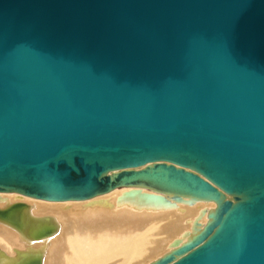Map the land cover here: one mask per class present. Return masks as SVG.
I'll return each mask as SVG.
<instances>
[{"label":"water","instance_id":"1","mask_svg":"<svg viewBox=\"0 0 264 264\" xmlns=\"http://www.w3.org/2000/svg\"><path fill=\"white\" fill-rule=\"evenodd\" d=\"M131 187L216 204L148 264H264V0H0V193Z\"/></svg>","mask_w":264,"mask_h":264},{"label":"bare ground","instance_id":"2","mask_svg":"<svg viewBox=\"0 0 264 264\" xmlns=\"http://www.w3.org/2000/svg\"><path fill=\"white\" fill-rule=\"evenodd\" d=\"M135 188H118L88 200L57 201L72 206L51 216L48 223L38 222L36 217L32 218L27 212L21 215L22 229H17L11 223L0 219V264H18L25 257L38 254L42 257V264H107L113 260L124 264H148L170 251L169 249L163 253L172 239L189 234L191 228H197L198 222L202 223L203 228L208 221V212L216 207L214 202H175L171 196L159 193L162 200L150 199V202L165 203L169 200L175 202L174 205L178 208L162 212L160 210L159 214L156 212L155 215H149L148 212L139 213L133 208L119 210L102 207L105 200L120 197L123 192H134ZM138 189L154 192L144 187ZM32 199L16 193H0V208L20 200ZM27 202L33 203L31 205L40 212L46 211L50 205H55L46 200ZM203 210L207 214H202ZM50 226L56 228L54 235L41 239L35 237L38 230ZM29 248L34 252L29 253Z\"/></svg>","mask_w":264,"mask_h":264},{"label":"rangeland","instance_id":"3","mask_svg":"<svg viewBox=\"0 0 264 264\" xmlns=\"http://www.w3.org/2000/svg\"><path fill=\"white\" fill-rule=\"evenodd\" d=\"M140 190H141V192H140ZM129 191H132V190H129ZM143 192H145V191H143L142 189H138V188H135V190H134V192H128V193H124L123 192V194L120 196V197H114V198H111V199H107V200H105V202H103L104 204H102V207L103 208H112V209H114V208H116V209H119V210H132V208L135 210V211H137V212H139V213H143V214H146V212H148L147 214H149V215H155L156 214V212H157V214H159V213H161L162 212V210L164 211V210H168V209H170V210H175V209H177L178 207L177 206H175L174 205V203L175 202H173V201H169V200H166L165 201V203H163L162 201L161 202H154V203H152V202H150V199L151 198H149V197H147V196H145L146 194H152V193H155V192H145V193H143ZM110 193V192H109ZM131 193H135L134 195H132ZM108 194V193H107ZM140 194V195H139ZM104 195H106V194H104ZM138 195V196H137ZM99 196H101V195H99ZM129 197V198H128ZM117 198V199H116ZM147 198H149V200L147 201ZM128 199V200H127ZM139 199V200H138ZM141 199V200H140ZM145 199V200H144ZM35 200H42V199H36V198H33L32 200H27V201H32V202H35ZM110 200V201H109ZM111 200H112V203H111ZM114 200H116L115 202H114ZM27 201H22V200H20V201H18V202H16V203H25L27 206H26V208L23 210V212H22V214L21 215H25L27 212H29L30 213V215H31V217L32 218H34V217H36L37 219H38V222H41V223H48L50 220H51V216H55L57 213H60V212H62V209H64V208H68V207H70V206H72L71 204H64V203H58L57 201H46V202H53V203H55V205L54 206H52V205H50L49 207H47V210L46 211H42V212H40V211H38L35 207H33L31 204H33V203H29V202H27ZM140 201H143V202H140ZM135 202H136V204H135ZM139 204H138V203ZM144 202H146L145 204H143ZM121 205H120V204ZM132 203V204H131ZM167 203V204H166ZM173 205H172V204ZM189 203V202H188ZM195 203V202H194ZM106 204V205H105ZM116 204V205H115ZM118 204V205H117ZM148 204H150V205H148ZM152 204V205H151ZM156 204H157V206H156ZM170 204V205H169ZM193 204V203H192ZM10 205H12V204H10ZM10 205H7L5 208H7V207H9ZM110 205V206H109ZM159 205H161V206H159ZM167 205V206H166ZM134 206V207H133ZM141 206V207H140ZM146 206V207H145ZM176 208H175V207ZM137 207V208H136ZM160 207V208H159ZM172 207V208H171ZM166 208V209H165ZM2 209H4V208H2ZM146 209H147V211H146ZM158 210V211H157ZM160 210H161V212H160ZM207 214V213H206ZM59 219H60V217L57 219V222H59ZM197 224H199V225H197V228H195V227H193L194 229H197V230H199L200 228H202V223L201 222H198ZM45 225V224H44ZM199 227V228H198ZM55 229L56 228H54V232H53V234L52 235H54L56 232H55ZM194 229H192L191 228V232L189 233V234H184V235H182V236H179V237H176V238H174V239H172V241H170V243H168L169 245H168V247L166 246L165 248L166 249H164V251H163V253L165 252H167L169 249L171 250L172 248H173V244H174V242H176L177 240H182V241H185V240H187L193 233H194ZM193 230V231H192ZM191 234V235H190ZM190 235V236H189ZM168 248V249H167ZM30 250H31V248H29ZM29 253L30 252H34L33 250H31V251H28ZM163 255V254H162ZM107 264H124V263H121V262H118V261H115V260H113V261H110V262H108Z\"/></svg>","mask_w":264,"mask_h":264}]
</instances>
